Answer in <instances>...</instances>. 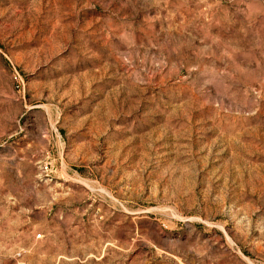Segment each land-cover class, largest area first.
I'll list each match as a JSON object with an SVG mask.
<instances>
[{"label": "rangeland", "instance_id": "374dc122", "mask_svg": "<svg viewBox=\"0 0 264 264\" xmlns=\"http://www.w3.org/2000/svg\"><path fill=\"white\" fill-rule=\"evenodd\" d=\"M0 264H264V0H0Z\"/></svg>", "mask_w": 264, "mask_h": 264}]
</instances>
